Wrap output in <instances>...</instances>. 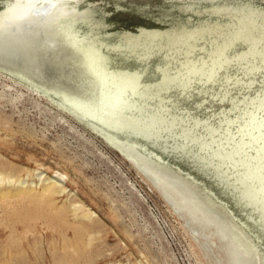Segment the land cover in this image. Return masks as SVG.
<instances>
[{
    "label": "rangeland",
    "instance_id": "obj_1",
    "mask_svg": "<svg viewBox=\"0 0 264 264\" xmlns=\"http://www.w3.org/2000/svg\"><path fill=\"white\" fill-rule=\"evenodd\" d=\"M9 1L0 0V11ZM247 5L264 10V0H80L77 8L89 10L106 25L95 34L118 46L117 35H105L122 30L137 34L140 27L167 30L193 29L206 22L234 24L207 11ZM187 6L191 9L183 10ZM79 29L89 32L87 25ZM214 40L213 34L199 37L194 58L206 57ZM203 46L207 51L200 50ZM237 46L233 50L237 53L246 49ZM176 48L156 49L153 56L139 61L129 49L103 48L102 52L109 55L110 67L145 69L142 80L155 83L162 77L158 66H166V55H173ZM176 56L177 61L184 60ZM232 65L220 74L233 77L232 82L222 77L205 86L203 93L197 84L187 96L163 93L164 104L172 108L167 114L217 124L222 112L233 108V101L259 90L258 94L264 93L263 74H248L246 63ZM250 81L255 84L247 86ZM42 93L0 69V264H264L261 222L209 172L174 150L172 141L166 148L161 140L121 134L162 156L183 180L189 178L188 187L172 172L160 173L150 164L142 166L125 157L89 124L59 106L58 100ZM49 186L56 192L51 193ZM205 189L246 224L249 235L243 237L259 245L256 256L230 231L228 215L219 205L206 201L212 212L203 204Z\"/></svg>",
    "mask_w": 264,
    "mask_h": 264
},
{
    "label": "bare ground",
    "instance_id": "obj_2",
    "mask_svg": "<svg viewBox=\"0 0 264 264\" xmlns=\"http://www.w3.org/2000/svg\"><path fill=\"white\" fill-rule=\"evenodd\" d=\"M79 2L10 0L0 11V69L25 80L50 99L58 100L59 106L89 124L125 157L136 159L142 166L150 164L160 173L161 170L172 172L175 179L188 187L189 178L183 180L162 156L121 134L153 142L161 140L166 148L172 141L174 150L192 158L229 189L237 202L249 209L264 227V93L258 94L260 90H257L241 101H233V108L222 112L217 124L168 115L172 108L164 104L166 99L162 96L172 91L187 96L197 84L198 92L203 93L205 86L216 84L222 77L232 82L233 77L220 74L234 63H246L245 71L250 75H264V23L261 26L259 23L264 22V10L251 5L213 8L207 13L228 17L234 24L206 22L193 29L167 30L140 27L137 34L122 30L105 35L118 36L119 45L111 46L95 34L106 25L95 20L89 10L80 11ZM189 6L182 8L189 10ZM81 24L89 26V32L83 34L79 29ZM206 34L215 35V40L210 42L206 57L194 58L199 37ZM238 44L245 45L244 52L233 51ZM169 47L177 48L173 55H166V66H158L162 77L155 83L142 80L145 69L140 72L110 67L109 55L102 52L103 48L129 49L133 59L139 61L141 57L153 56L156 49L162 52ZM200 50L205 52L207 47ZM176 55L184 56V60L177 61ZM172 62H177L173 63L174 69L169 68L174 66ZM239 84L235 81V85ZM247 84L253 86L255 82ZM176 181L169 183L177 184ZM49 191H53L50 186ZM204 191L203 204L208 206L206 201H209L213 206L219 205L228 215L225 219H229L230 231L256 256L254 249L258 250L259 245L243 237L248 234L246 224L213 193ZM208 208L213 212L212 207Z\"/></svg>",
    "mask_w": 264,
    "mask_h": 264
}]
</instances>
